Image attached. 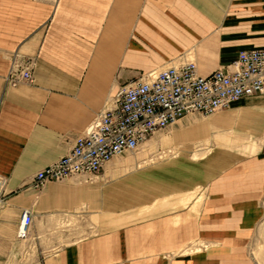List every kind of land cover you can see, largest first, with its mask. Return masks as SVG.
Segmentation results:
<instances>
[{
	"label": "crops",
	"instance_id": "0c3cea01",
	"mask_svg": "<svg viewBox=\"0 0 264 264\" xmlns=\"http://www.w3.org/2000/svg\"><path fill=\"white\" fill-rule=\"evenodd\" d=\"M259 49L264 0H0V264H249L247 239L263 216L256 171L166 182L149 203L138 197L141 173L120 158L95 177L39 191L31 182L124 86L185 62L208 76ZM15 55L32 62V77L10 87ZM229 110L264 125V95ZM24 211L33 221L18 240ZM70 225L72 241L59 246Z\"/></svg>",
	"mask_w": 264,
	"mask_h": 264
},
{
	"label": "built area",
	"instance_id": "2783aa9c",
	"mask_svg": "<svg viewBox=\"0 0 264 264\" xmlns=\"http://www.w3.org/2000/svg\"><path fill=\"white\" fill-rule=\"evenodd\" d=\"M32 62L15 55L7 85L31 80ZM264 94V49L240 52L228 66L200 76L194 62L173 65L159 73L124 86L113 105L95 117L85 133L76 138L68 154L37 172L31 188L39 191L48 182L76 176H97L102 168L125 154L137 152L156 132L182 117L197 113L211 116L240 100ZM1 184V183H0ZM0 186V203L2 202ZM32 215L24 211L17 239L26 240Z\"/></svg>",
	"mask_w": 264,
	"mask_h": 264
},
{
	"label": "rangeland",
	"instance_id": "374dc122",
	"mask_svg": "<svg viewBox=\"0 0 264 264\" xmlns=\"http://www.w3.org/2000/svg\"><path fill=\"white\" fill-rule=\"evenodd\" d=\"M244 100L246 99L240 101ZM234 104L211 116L188 114L167 129L156 132L137 152L117 158L123 164L134 166V172L141 173V183L145 188H142L138 197L144 203L154 201L156 195L152 192L157 186L163 187L166 182L211 180V173H216L215 177H219L238 168L240 171L258 172L262 182L259 200L263 216L253 236L247 239V257L249 264H264V125L252 124L243 115L231 112L229 109ZM221 115L226 117L216 122ZM214 119L215 122H212ZM252 160L255 163L251 165L249 161ZM208 173L210 174L206 176ZM132 176L130 173L129 177ZM132 180L126 178V182ZM129 191L131 190H126L128 193ZM197 192L198 190L188 196L189 201L196 199ZM203 200L204 196H200L194 203V208L200 206ZM141 213L143 214L141 211L138 214ZM70 229L71 225L64 226L65 236L61 237L59 246L72 241L73 238L68 237ZM80 231L81 234H86L94 230L86 228ZM204 249L203 244L200 248L192 245L184 254L191 255Z\"/></svg>",
	"mask_w": 264,
	"mask_h": 264
}]
</instances>
